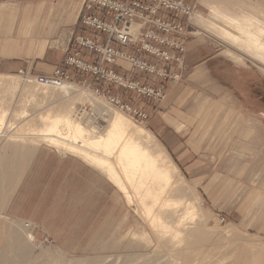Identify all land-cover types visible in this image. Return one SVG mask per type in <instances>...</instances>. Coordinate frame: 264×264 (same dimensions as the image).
<instances>
[{
    "label": "rangeland",
    "instance_id": "1",
    "mask_svg": "<svg viewBox=\"0 0 264 264\" xmlns=\"http://www.w3.org/2000/svg\"><path fill=\"white\" fill-rule=\"evenodd\" d=\"M185 1L197 9L190 32L212 38L238 70L239 105L264 112V0ZM50 74L0 75V114L7 122L0 129V160H12L9 166L0 164V246L10 238L23 245L1 264H181L148 225L135 196H126L103 168L32 134L31 128L41 127V114L66 109L69 102L85 137L105 133L110 111L151 134L165 160L177 165V192L198 210L188 226L204 238L202 246L212 255L233 258L246 250L264 251V162L255 155L254 137L245 131L252 132L254 124L234 129L229 138L232 117L223 105L207 106L197 120L183 122L161 108L162 102L157 115L167 126L163 137L76 84H62L71 88L67 97L33 96L42 86L33 76ZM72 79L81 81L77 75ZM14 143L22 146L17 149ZM22 148L28 154L20 164L14 151ZM14 166H21L20 175L14 176Z\"/></svg>",
    "mask_w": 264,
    "mask_h": 264
},
{
    "label": "built area",
    "instance_id": "2",
    "mask_svg": "<svg viewBox=\"0 0 264 264\" xmlns=\"http://www.w3.org/2000/svg\"><path fill=\"white\" fill-rule=\"evenodd\" d=\"M196 12L185 0H83L82 29L72 36L62 64L33 78L40 85L76 84L146 127L167 87L187 72L186 38ZM127 93L149 100L152 110L134 104Z\"/></svg>",
    "mask_w": 264,
    "mask_h": 264
},
{
    "label": "bare ground",
    "instance_id": "3",
    "mask_svg": "<svg viewBox=\"0 0 264 264\" xmlns=\"http://www.w3.org/2000/svg\"><path fill=\"white\" fill-rule=\"evenodd\" d=\"M7 78L15 77L10 75ZM25 82L22 84L25 85ZM40 88H35L31 94L40 98H53L60 95L67 97L71 89L55 84L42 85ZM96 107L99 108V106ZM99 110L103 111L101 108ZM72 112L71 102L66 105V109L49 108L39 116L41 127L31 128L36 132L32 134L39 136V140L67 148L74 155H79L88 165L103 168L126 196L130 193L135 196L138 209L142 212L144 219L152 227L155 235L160 236L161 240L167 243L166 246L172 249L168 251L172 252V257L176 261L181 264H264V251L261 249L259 252L246 250L233 254L231 258L230 256H214L206 245L202 246L204 238L199 237L201 235L198 231L188 226L196 219L198 210L195 204L184 198L176 189L181 180L178 167L170 158L165 160L158 144L148 131L132 124L118 111H110L111 115L108 119L113 116L109 119L105 133L85 137L86 129L76 122ZM4 118L5 116L0 114V129L2 126L7 127ZM149 148H152L153 152ZM22 151L23 148L16 152L19 153L17 160L20 164L27 162L28 153ZM11 162V160H0L2 167L9 166ZM13 170L14 176L22 172L21 166H14ZM22 246L12 238L4 242L0 246V253H3L0 255V264L11 260L13 253H17L16 249L20 250ZM14 257L18 259L19 256L14 254Z\"/></svg>",
    "mask_w": 264,
    "mask_h": 264
},
{
    "label": "crops",
    "instance_id": "4",
    "mask_svg": "<svg viewBox=\"0 0 264 264\" xmlns=\"http://www.w3.org/2000/svg\"><path fill=\"white\" fill-rule=\"evenodd\" d=\"M82 8L83 0H0V75H18L20 71L50 74L60 66L72 36L82 29L79 25ZM185 63L188 72L179 83L167 87L161 108L177 121L187 122L197 120V115L207 106L223 105L232 117L229 138L234 136V129L243 131L245 125L254 124L252 132L251 128L245 131L249 133L247 136L254 137L250 141L257 147L255 155L264 162V112L239 105L241 76L222 56L217 43L191 31L186 38ZM126 96L148 112L153 108L149 100L132 93ZM158 116L153 112L147 125L166 137L167 126ZM12 145L17 149L22 146Z\"/></svg>",
    "mask_w": 264,
    "mask_h": 264
}]
</instances>
